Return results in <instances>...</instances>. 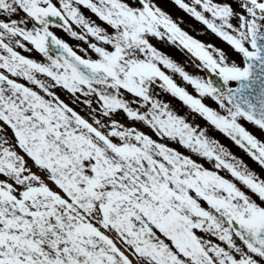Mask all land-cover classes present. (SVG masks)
Masks as SVG:
<instances>
[{"label":"snow or ice","instance_id":"1","mask_svg":"<svg viewBox=\"0 0 264 264\" xmlns=\"http://www.w3.org/2000/svg\"><path fill=\"white\" fill-rule=\"evenodd\" d=\"M172 2L241 62L154 0H0V264H264V178L154 92L264 169V140L240 123L264 134V0Z\"/></svg>","mask_w":264,"mask_h":264},{"label":"flooded vegetation","instance_id":"2","mask_svg":"<svg viewBox=\"0 0 264 264\" xmlns=\"http://www.w3.org/2000/svg\"><path fill=\"white\" fill-rule=\"evenodd\" d=\"M160 2V0H159ZM171 4L173 5L172 10L175 8V4L172 2V0H170ZM186 2H190V0H186ZM161 3L158 4V6H160ZM178 7V6H176ZM179 8V7H178ZM83 10V9H82ZM85 11V15L91 17V19L95 20L97 23H101L97 17H95L94 14L90 13L89 11ZM168 13V12H167ZM172 14V13H171ZM185 21H182L181 23L183 24ZM185 25V24H184ZM66 34V33H65ZM65 39V38H64ZM66 40V39H65ZM75 47L80 46V47H84V43L83 42H79L77 40H75ZM152 43L161 51L165 52L166 54H168L172 59L175 58V61L180 64L182 67L185 68V70L187 72H189L192 75H200V76H205L204 71L198 69L197 67L195 68V66L200 63L196 58L192 57L189 53H187L184 50L178 49L179 52L176 54L174 47L167 44V43H160L157 40L153 39ZM81 55H84L83 52H79ZM179 55V56H176ZM184 57V59H186V61H182V62H178L180 61V58ZM189 60V61H187ZM196 69V70H195ZM200 71V74H198V72ZM168 72V70H166ZM197 72V73H196ZM180 86L185 87L191 94L193 95H197V93L195 92L194 88L191 85H188L185 81L182 80V78H180L179 80L176 81ZM233 85H235L233 83ZM232 85V86H233ZM158 92H163L161 89H158ZM167 94V93H166ZM169 97L166 99H161L163 101H167L170 102L171 107L173 108V110L177 111L179 114L181 115H187L189 122L192 123L193 125H200L201 127H207L209 128V134L215 138L216 140H218L221 144H223L226 148H228L230 150V152L235 155L238 159H242L246 165H248L253 171H255L261 178H264V169H262L256 162H254L251 157H249L242 149H240L238 146H236L234 144V142H232L228 137H226L223 133H220L219 131L213 130L211 128L210 125L207 124V122L201 118L200 116H198L197 114L191 113L189 111V109L184 106L178 99H174L170 94H167ZM204 102L213 107V108H217V104L210 98H205ZM126 123V122H125ZM240 123H242L250 132H252L253 134H255L258 138H260L261 140H264V134H262L260 131L257 130L256 127H254L252 124L247 123L243 120L240 121ZM9 132H11V130H8ZM144 131L148 132L147 128H144ZM12 133V132H11ZM151 135V133H149ZM153 138H156L153 136ZM171 147L177 148L178 150L182 151L184 154L186 155H192L193 158H196L199 160L200 163L204 164L205 167L212 169L213 165L210 162L205 161L203 158H197L195 157L194 154H191L188 152V150L183 149L182 147H180L178 144H176L175 142H171L170 143ZM221 175H224L226 178L232 179V177L230 176L229 173H227L224 170H220ZM239 186V185H238ZM118 247H121L122 250L123 247L118 243ZM127 254V253H126ZM130 259H133V257H129ZM133 264H135V260L133 261Z\"/></svg>","mask_w":264,"mask_h":264},{"label":"rangeland","instance_id":"3","mask_svg":"<svg viewBox=\"0 0 264 264\" xmlns=\"http://www.w3.org/2000/svg\"><path fill=\"white\" fill-rule=\"evenodd\" d=\"M154 2L157 3V5L159 3H161L160 7L162 8V10L168 12L172 16V18L174 20H176L178 23L181 20H185L187 18V16H188L186 13L184 14L183 11L180 8L176 7V6H175V10L173 11L172 10L173 5L171 4L170 0H160V2H159V0H154ZM200 24L202 25V27H201ZM200 24L197 23V22H194L192 24V28H190V27L185 26V25H183V24L180 23V27L182 29H184L185 31H187L194 38H196V39L204 42L205 44H213V45L217 46L218 48L224 49L228 53L230 59L235 60L237 63H240L241 62V57H239V54H237L226 42L222 41V39H219V37H217L210 30H208L205 25H203L201 22H200ZM53 30L56 33H58L59 35L62 34V37L65 38L66 41L69 44L75 45V41L72 38H70L67 34H65V32H63V30L58 29V28H53ZM86 47H87V45L84 44V48H86ZM173 47H174V50H175L176 54L180 53L177 47H175V46H173ZM22 54L27 55L30 58H35L37 60H41L42 59V56L40 54L36 53V52H32V53L22 52ZM180 55H181V53H180ZM176 56H179V55H176ZM174 60H175V58H174ZM182 61H185L184 60V57H181L180 58V61H178V62H182ZM187 61H189V60H187ZM167 73L169 75L171 74L173 76V79H175L176 81L181 78L178 74L172 73L170 70H168ZM21 80H22V78H21ZM158 89L159 88L157 86H154V92L157 94L158 98H160V99H166V98L169 97L164 92H158ZM58 94L61 96L62 99L65 100L66 103H70V105L78 113H80L81 115H83V116H85L87 118V116H88L87 109L83 105L71 103V97H69L64 92H59L58 91ZM117 118L118 119H123L122 116L121 117H117ZM7 135L9 137H11L12 136V133L8 131L7 132ZM17 151L19 152L20 150L17 149ZM20 154L23 155L22 152ZM29 163H31V161H29ZM33 171H36V169L33 168Z\"/></svg>","mask_w":264,"mask_h":264},{"label":"water","instance_id":"4","mask_svg":"<svg viewBox=\"0 0 264 264\" xmlns=\"http://www.w3.org/2000/svg\"><path fill=\"white\" fill-rule=\"evenodd\" d=\"M216 79V78H215Z\"/></svg>","mask_w":264,"mask_h":264}]
</instances>
